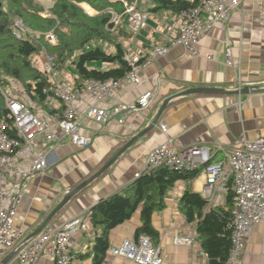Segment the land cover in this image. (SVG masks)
<instances>
[{
	"label": "crops",
	"instance_id": "obj_1",
	"mask_svg": "<svg viewBox=\"0 0 264 264\" xmlns=\"http://www.w3.org/2000/svg\"><path fill=\"white\" fill-rule=\"evenodd\" d=\"M151 4L150 0H142L139 5L138 10L147 17V26L135 32L136 37L127 45V57L130 59H138L141 54L147 55L155 47L165 44L166 36L178 29L177 16L150 14L148 10ZM81 7L90 16L98 14L87 4ZM127 27L132 31L129 16ZM229 43L233 49L235 68L228 67L226 62ZM38 60V67H41L54 87L61 84L77 87L72 67L68 66L67 71L63 72L57 67L54 78L52 74H47V58ZM89 67L103 69L106 66L90 63ZM140 79L139 86L125 83L111 96L99 99L85 95L77 102L83 114L82 133L93 139L89 148H79L64 139L54 151H50L45 137L39 136L33 142V147L36 152H42L48 157L50 168L47 173L30 181L11 176L0 182V195H22L15 222V228L23 233L20 244L35 240L48 227H59L72 219L83 218L89 222V228L74 237L72 264H93L92 255L79 258L92 254L96 237L101 233V229L96 230L91 224V210L102 199L124 193L145 171L147 156L152 150L168 139H174L186 146H207L221 156L222 149H228L243 139L252 141L264 137V24L260 22L252 3L244 4L241 12L233 13L227 23H217L211 27L197 46L195 55L186 52L183 47L173 48L145 68ZM247 86L255 87L256 91L239 96L190 94L176 97L183 91L195 88L238 91ZM146 92L154 95L150 106L130 114L124 121L118 115L108 123L101 124L84 116L92 107L112 109L122 104L135 105ZM167 101L157 125L148 130ZM28 104L36 115L51 124L55 134L62 135L58 128L60 113H49L31 100ZM50 105L55 110L61 108V102L57 100ZM162 125L167 126V133L162 132ZM138 135L142 136L102 175L81 189L52 218L43 232L37 234L66 197L104 169ZM33 158L26 155L17 160L15 165L29 169ZM205 186L206 177L202 173L192 181H178L166 194V208L153 215V226L160 234L158 246L164 254L163 264L206 262L196 226L186 221L180 205L187 189L207 199ZM209 202L212 206H225L227 195L220 193L215 201ZM141 210L142 206L130 220L111 232L110 248L120 246L125 240H137L136 231L142 226ZM177 237L190 238L193 243L191 246L177 245ZM13 253V250L9 252L4 260ZM39 264H54V261L42 258ZM104 264L134 263L107 253ZM241 264H264V223L254 226L250 233Z\"/></svg>",
	"mask_w": 264,
	"mask_h": 264
},
{
	"label": "built area",
	"instance_id": "obj_2",
	"mask_svg": "<svg viewBox=\"0 0 264 264\" xmlns=\"http://www.w3.org/2000/svg\"><path fill=\"white\" fill-rule=\"evenodd\" d=\"M246 3H252L261 23L264 24V0H200L198 6L184 11L176 18L178 29L166 36V43L155 47L151 52L141 54L138 59H130L131 71L118 80H86L79 87L56 85L47 101H59L64 105L63 113L58 121L62 135L58 136L52 130L51 124L33 113L28 106L6 94V104L13 119L0 123V182L11 176H18L24 181H30L43 176L50 168L48 157L42 152H36L33 142L39 136H44L49 150L54 151L64 139L69 140L79 148H89L93 139L82 133L83 114L77 102L85 95L99 99L111 96L125 83L135 86L141 84L140 74L157 59L167 55L173 48L183 47L191 55L196 54V48L211 27L217 23H227L232 14L241 12ZM129 16V27L138 32L147 26V17L137 9V5H126ZM48 12H46V16ZM113 13V22H117ZM16 34L22 37L28 34V29L22 21L15 23ZM51 41L55 38L49 36ZM47 74L57 75V66L52 57H47ZM228 67H234L233 49L231 43L226 49ZM241 84V76L238 77ZM154 99L151 92L144 93L135 105H117L112 109L98 107L90 108L84 116L101 124L108 123L111 118L121 115V121L132 113L140 112L150 106ZM161 130L167 133V126ZM28 153V154H26ZM26 155L33 156L29 169L18 168L15 163ZM166 166L172 170L201 169L206 177L205 194L209 201H215L220 193H227L230 182L234 189L233 219L229 225L232 232V249L228 264H241L247 239L254 226L264 223V137L257 140L243 139L228 149H222L221 156L216 150L202 145H183L180 141L168 139L165 143L152 150L147 156L145 170ZM22 195H0V263L12 250L14 256L7 264H39L42 258H50L54 264H72L74 257L71 249L74 237L82 231H87L89 222L83 218L68 221L59 227H48L38 238L28 243H21L23 233L15 228V222ZM7 203V205H6ZM177 245L191 246L190 238L177 237ZM108 253L114 257L124 258L134 264H163L164 254L153 241L142 236L137 240H125L116 248H110Z\"/></svg>",
	"mask_w": 264,
	"mask_h": 264
},
{
	"label": "trees",
	"instance_id": "obj_3",
	"mask_svg": "<svg viewBox=\"0 0 264 264\" xmlns=\"http://www.w3.org/2000/svg\"><path fill=\"white\" fill-rule=\"evenodd\" d=\"M150 14L166 13L178 16L198 6L200 0H150ZM142 0H52L46 9L37 0H0V123L13 126L5 95L24 103L34 113L28 101L41 105L49 113H63L64 105L55 110L47 101L54 84L38 67L41 55L52 57L61 72L72 67L76 86L86 80H118L132 69L128 61V44L136 33L127 27L126 5H139ZM87 4L98 14L88 15L81 7ZM46 12L48 15L46 16ZM113 13L118 17L113 22ZM22 21L28 34L18 37L15 23ZM55 40L51 41L49 36ZM101 63L103 69L91 68ZM16 83V84H15ZM13 88V86H16ZM51 107V108H50ZM201 169L172 170L160 166L145 170L124 193L102 199L91 210V224L101 233L97 235L92 254L93 264H104L111 246L110 234L130 220L140 206L142 226L136 239L149 237L155 246L160 240L153 226V215L166 208V194L178 181H192ZM225 206H212L202 195L187 189L181 199V211L189 224H195L204 264H228L232 249L234 189L230 182Z\"/></svg>",
	"mask_w": 264,
	"mask_h": 264
},
{
	"label": "water",
	"instance_id": "obj_4",
	"mask_svg": "<svg viewBox=\"0 0 264 264\" xmlns=\"http://www.w3.org/2000/svg\"><path fill=\"white\" fill-rule=\"evenodd\" d=\"M2 4L0 3V8H1ZM256 91L255 87H244L241 90L238 91H227V90H223V89H214V88H195V89H190V90H186L183 91L179 94L176 95V97H180V96H186V95H190V94H211V95H242V94H249V93H253ZM168 101L163 105L162 109L159 111L154 123L152 124V126L148 129L150 130L151 128H153L155 125H157L160 117L162 116L165 107L167 105ZM142 135H138L135 138L132 139V141H130L120 152L119 154L113 159L111 160L107 166L102 169L98 174H96L95 176H93L92 178H90L88 181H85L84 183H82L81 185H79L68 197H66L63 202L51 213L50 217L48 218V220L45 222V224L43 225V227L37 232V234H40L41 232H43V230L46 228V226L50 223V221L52 220V218L84 187H86L87 185H89L90 183H92L93 181H95L100 175H102L137 139H139ZM35 234V235H37ZM34 235V236H35ZM30 240V239H29ZM15 253H13V255H11L9 258L5 259L3 261L2 264H7L9 262V260L14 256Z\"/></svg>",
	"mask_w": 264,
	"mask_h": 264
},
{
	"label": "rangeland",
	"instance_id": "obj_5",
	"mask_svg": "<svg viewBox=\"0 0 264 264\" xmlns=\"http://www.w3.org/2000/svg\"><path fill=\"white\" fill-rule=\"evenodd\" d=\"M42 6H44L46 9H49L52 5V0H37ZM48 56L41 55L39 58L46 59ZM41 69V67H40ZM16 84V83H15ZM16 86H13V88H16Z\"/></svg>",
	"mask_w": 264,
	"mask_h": 264
}]
</instances>
